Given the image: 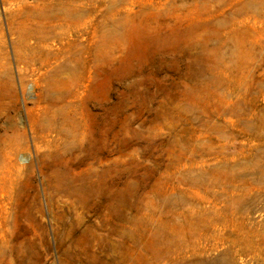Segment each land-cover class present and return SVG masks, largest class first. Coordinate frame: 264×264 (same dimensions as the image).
Here are the masks:
<instances>
[{
    "label": "rangeland",
    "instance_id": "374dc122",
    "mask_svg": "<svg viewBox=\"0 0 264 264\" xmlns=\"http://www.w3.org/2000/svg\"><path fill=\"white\" fill-rule=\"evenodd\" d=\"M0 264H264V0H0Z\"/></svg>",
    "mask_w": 264,
    "mask_h": 264
}]
</instances>
